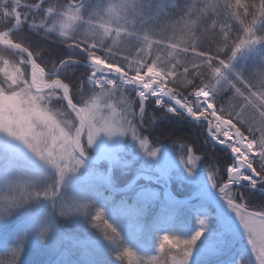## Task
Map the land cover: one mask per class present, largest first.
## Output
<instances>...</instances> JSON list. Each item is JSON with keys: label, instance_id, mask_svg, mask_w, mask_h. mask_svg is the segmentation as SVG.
Listing matches in <instances>:
<instances>
[{"label": "trees", "instance_id": "trees-1", "mask_svg": "<svg viewBox=\"0 0 264 264\" xmlns=\"http://www.w3.org/2000/svg\"><path fill=\"white\" fill-rule=\"evenodd\" d=\"M19 1L26 6L36 5L39 0ZM98 1L85 0L81 7L86 10ZM103 1L105 5L109 1L115 3V0ZM133 1V6L144 9L148 25L140 28L132 21L133 26L117 30V34L124 36L116 51L108 49V45L99 46L95 51L85 40L74 37L66 41L50 32L61 19L66 0L45 2L37 13L22 7V29L11 38L29 49L36 60L50 70L64 60L78 62L76 67L61 71V78L69 84L73 101L82 109L91 102H99L102 107L112 104L111 107L122 114L127 133L123 149L114 154L113 179L117 186L137 173L139 161L164 147L181 158H188L192 146H201L196 135L204 147L206 154L201 156L206 161L209 156L215 158L220 153L208 145L205 127H196L181 115L161 112L152 101L141 114L132 90L91 85L90 71L82 63L94 51L131 72H144L148 68L161 71L169 86L195 105L200 96H206L208 104L223 118L232 121L256 142L259 151L256 166L264 172V0ZM15 5L11 0L1 4L8 11L6 16L0 12V31L12 26L10 12ZM84 10L78 8L82 12L79 23H94L83 15ZM5 62L15 68L18 59L12 51L0 47V67ZM20 69L27 78L25 67L20 66ZM218 162L216 165L221 171L229 164L223 157ZM1 163L4 171L16 169L33 177L40 176L36 188L43 195L47 196L45 192L50 190L56 200L65 197L61 200L72 201L73 185L68 181L71 178L64 175L53 178L49 172L32 170L4 159H0V167ZM212 166L208 164L210 171H220ZM102 169L106 171L107 167L104 165ZM81 188L90 211L67 234L76 244L83 242L84 251L76 246V251L68 256L59 251L57 257H62L56 264H173L184 250L203 245L206 236H197L198 231L208 237L225 236L212 213L202 217L195 205L171 207L164 202L148 203L130 192L115 194L100 181L86 183ZM50 209L44 207L38 217L43 226L39 236L43 239L46 233L50 234L47 229L50 217L53 218ZM187 216L191 217V222L184 226L183 219ZM136 218H141L142 222H134ZM3 231L7 240L1 239ZM28 232V226L23 223L16 229L13 224L0 230V264H52L51 255L47 253L41 257L33 247L18 249L22 236ZM236 252L230 251L228 256L222 257L210 255L206 260L191 264H247L248 259L242 261L234 257Z\"/></svg>", "mask_w": 264, "mask_h": 264}, {"label": "rangeland", "instance_id": "rangeland-1", "mask_svg": "<svg viewBox=\"0 0 264 264\" xmlns=\"http://www.w3.org/2000/svg\"><path fill=\"white\" fill-rule=\"evenodd\" d=\"M8 1L0 0V12L2 11L4 16L7 15L8 10L1 4ZM11 1L17 4L10 12L13 22L17 20V17L23 21L21 10L17 11L20 14L16 15V8L23 3L19 0ZM48 1L50 0L45 2ZM66 1L68 3L66 2L67 6L60 14L61 19L49 29L50 32L58 34L66 41H70L74 37L85 40L91 46L90 48L95 51L98 50L99 46L104 48V45H108V49L116 51L124 36L122 33L121 36L117 34V30L120 31V29H124L123 27L133 26L132 21H136L140 28L146 27L148 23L145 22H149L146 20L144 9L132 5L133 0H115V3L109 1L107 5L103 0H99L95 4L86 6V10L81 7L85 0ZM78 8H82L84 10L83 15L91 18L90 20L94 23H79V14L81 16L82 12L80 13ZM95 51L88 55L85 63L88 61L92 63L93 57H99L110 66H121L118 62L103 57ZM13 53L19 59L17 67L10 68L6 62L0 67V74H2L0 76V159L24 164L32 170L41 169L51 173L50 176L53 178L64 175L71 178L68 181L70 184L72 182L73 188L72 201L61 200L65 197L56 200V195H50V190L45 192L47 196L37 190L40 176L33 177L16 169L13 172L4 171L3 168L5 167L1 163L0 230L13 224L15 229L20 227L22 223L26 224L29 232L22 236L21 243L17 245L18 249L31 250L33 247L38 256L43 257V253H47V255H51L52 264H56L62 257L61 255L58 259L59 251L65 252L64 255L66 256L76 251L75 246L80 251H84L82 249L84 243L76 244L74 238L67 234L73 227H76V224H80V219L90 211V208L85 205L81 186L98 181L103 184L107 180L106 174L111 163V156L106 151L113 154L119 153L124 147L127 131L124 127V118L121 119L122 114L117 111V108L111 107L112 104L102 107L99 102H91L86 109L81 108L85 118L82 129V145L86 155L94 158L100 152L105 151L95 164H89L82 160L77 147V136L82 127L81 118L75 109L67 106L62 88L54 87L57 83L63 84L71 97L70 86L61 78V71L63 72L69 66L71 68L76 67L78 62L64 63L63 61L50 70L35 60L45 72L43 76L37 77V80L41 81L38 87L34 81V73L31 72L28 65L29 60L21 59L20 54ZM91 59L92 61H90ZM20 66L25 67L27 78L23 77ZM121 68L131 75L144 76L148 72H152L161 76L164 79L165 88L174 91L176 97L185 104L184 109L192 110L197 117H202L204 120L210 119L211 127L204 120L193 121L194 118L190 117L189 114L173 108L167 102L163 106H158L159 100L157 98L148 100V102H154V105L160 108L161 112L181 115L194 126L205 127L207 136L210 130L212 136L211 139L208 136L207 143L213 150L220 153V156L215 158L213 155L209 156L206 161L203 157L206 154L204 147L199 141V136L196 135L197 141L201 144L200 149L192 146L188 158H181L169 148L164 147L139 161L137 173L129 181L118 186L113 179L115 170L113 166L110 179L106 181L108 185L122 189L133 182L132 187L130 186L131 188L127 192L135 195L136 198L148 203L164 202L171 207H181L185 204L183 201H177L176 198L205 193L208 188L217 190L231 180L232 168L240 169L241 161H238L237 153L240 157L245 154V151L236 143V132L234 131H237L248 146V151L243 159L245 167L241 168L240 178L242 180L238 182L243 186L258 187L264 191V172L258 170L256 166L259 160L256 142L243 134L235 124H233L234 127H231L230 133L221 124H218L215 115H218L223 121L227 119L223 118L214 107L208 104L206 96H200L201 99L195 105L171 88L166 76L161 71L148 68L144 72H131L125 66H121ZM104 77V79H109L104 86L123 88L122 83L117 78H108L107 75ZM88 81L93 86L100 85L91 76V72ZM129 90H132L138 99L137 91L131 88ZM138 101L141 107L140 113L143 114L141 101L139 99ZM60 102L61 105L58 104ZM214 129L217 132H214ZM216 142L223 144L219 146ZM205 148H207L206 145ZM222 157L229 162L223 171L216 165L219 163L218 159ZM208 164L220 171H210ZM104 165L107 167L106 171L102 169ZM248 165L252 166L261 177L259 182L247 173ZM124 166L126 165L124 164ZM140 175L149 178L136 179ZM154 178L158 179L154 180ZM168 192H171L172 195ZM47 197H50L51 201ZM199 200L210 203L206 206L197 205L200 215L203 217L212 213L213 220L225 232V236L216 238L209 234L208 237V234L198 231L197 236H206L203 245L184 250L174 260L173 264L200 262L209 258L210 255L228 256L229 252L233 250L237 251L234 257H239L242 261L248 259L247 264H264V195L241 186H233L224 192L220 198ZM44 207H50V211L53 213V218L50 217L47 228L51 235L48 236L46 233L45 239L39 236L43 231V226L38 218ZM190 218L187 216L183 219L184 226L191 222ZM133 221L142 222L141 218L133 219ZM201 226H204L203 223ZM4 231L1 239L7 240L4 238ZM42 239L45 242L43 244Z\"/></svg>", "mask_w": 264, "mask_h": 264}, {"label": "water", "instance_id": "water-1", "mask_svg": "<svg viewBox=\"0 0 264 264\" xmlns=\"http://www.w3.org/2000/svg\"><path fill=\"white\" fill-rule=\"evenodd\" d=\"M44 1H46V0H42L39 3V5H41L42 2H44ZM12 45H14V44H12ZM87 67H89V68H91L93 70V77H95V78H99V77L105 75L106 72L109 69L105 64H98L97 66L96 65H94V66H89L88 65ZM125 78L127 79V83L129 84L130 88H133L134 90H137L138 97L141 100L143 105H145L146 100L149 97H151L153 99L157 98L155 93H154V90L156 89V85L155 84H150V85H148V87H146L144 84L139 83L138 82V78H136V77L130 76L128 74H125ZM101 85H103V82H101ZM160 97H161L160 103L168 102V103L173 104L174 106H176V104H178V99L174 96L173 91L170 90V89L165 90ZM65 101H66L67 105L69 106V108H73V107L76 108V110L78 111V113L81 116V125H82V127H81L80 133H79V148H78L79 156L84 161H86L88 163H96V162H98L100 160V158H101V155L103 153H105V151L104 152H100L94 158H90V157H88L85 154V151H84V148H83V145H82V129H83L85 118L83 117V113H82L81 109L78 106H76L70 98H65ZM106 153H109L110 156H111L110 168H109L108 174L106 176V179H107L106 181H109V177H110V175L112 173V170H113V155L109 151H106ZM247 170H248V173L251 174L254 178L259 179V175L256 173V171L253 169L252 166H248ZM142 176L143 175H140L137 178H140ZM106 181H105V184H107ZM131 185H132V183H130L127 186V190L130 189ZM239 185L240 184L238 182H228L227 184H225V186H223V187L219 188L218 190H216L214 192V194H213V197H216V196L222 194L227 188H230L231 186H239ZM109 187L115 193H121V192L125 191V189H115V188H113L111 186H109ZM259 191L262 194H264V192L262 190H259ZM197 198H203V196L201 194H194L191 197L176 198V199H177V201H184V203H188V202L193 201V200H195ZM206 198H209V197H206Z\"/></svg>", "mask_w": 264, "mask_h": 264}, {"label": "bare ground", "instance_id": "bare-ground-1", "mask_svg": "<svg viewBox=\"0 0 264 264\" xmlns=\"http://www.w3.org/2000/svg\"><path fill=\"white\" fill-rule=\"evenodd\" d=\"M0 40H2V37H0ZM94 63H101V62L97 59V60L94 61ZM33 73H34V80L37 83V86L39 87L41 81L39 82V80H37V77L38 76H43V72L41 71V69L39 67H35L34 70H33ZM109 74H111V75H107L108 78H111V77L125 78L123 72L121 70H119L118 68L112 69L111 73L109 72ZM104 78H105L104 76H101L99 78V80L100 81L102 80L103 82H107L109 80V79H104ZM141 78H142V80L145 83H147V85H150V84H153V83L157 85L156 86V90H155V95H156L157 98H160L162 92L165 90L164 79L161 76H159V75H157L155 73H152V72L147 74L146 76H142ZM54 87L55 88H60L61 86H60V84L57 83ZM64 93H65V96L68 97L67 90H65ZM179 106H181V104ZM217 120H218V124H221V126H223L230 133L231 125L226 123V122H224L222 119H220L218 117H217ZM235 135H236V143L240 146V148L242 150L245 151V154L243 156L239 157L238 153L236 152L237 153V157L239 159L238 161H241V164H240V169H238V170H236L234 168L232 169L231 173H232V179L234 181H236L237 179H240V174L242 172L241 168L245 167L243 159H244V157H245V155H246V153L248 151V146L245 143V141L241 138V136L237 132H236ZM168 193L170 195H172L171 192H168ZM169 194H167V195L169 196ZM205 194H207V196H212L214 193H213V190L211 188H208L207 191L205 192Z\"/></svg>", "mask_w": 264, "mask_h": 264}]
</instances>
